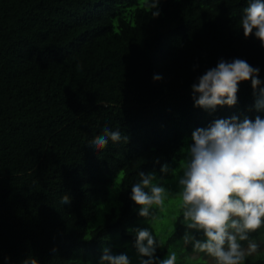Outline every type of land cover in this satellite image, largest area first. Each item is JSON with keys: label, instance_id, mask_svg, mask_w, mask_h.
<instances>
[{"label": "trees", "instance_id": "16d2710c", "mask_svg": "<svg viewBox=\"0 0 264 264\" xmlns=\"http://www.w3.org/2000/svg\"><path fill=\"white\" fill-rule=\"evenodd\" d=\"M149 2L0 0V264H99L106 247L138 264L129 229L148 222L130 198L138 173L168 181L161 166H179L195 129L264 119L250 81L213 112L194 106L191 88L222 58L258 67L264 86V47L239 24L250 0H160L158 17ZM105 124L127 140L94 150ZM174 210L155 256L204 262ZM244 264H264V252Z\"/></svg>", "mask_w": 264, "mask_h": 264}, {"label": "clouds", "instance_id": "9594fccd", "mask_svg": "<svg viewBox=\"0 0 264 264\" xmlns=\"http://www.w3.org/2000/svg\"><path fill=\"white\" fill-rule=\"evenodd\" d=\"M159 2L150 0L147 4L153 17L160 15ZM239 24L245 38L254 35L264 47V0H250ZM259 72L258 67L246 60L220 59L191 86L194 106L209 112L217 106L232 107L237 104L239 83L250 81L256 98L254 107L258 112L264 111V86ZM153 80L160 81L162 76L154 75ZM121 139L127 137L105 124L90 145L101 150L109 141L118 143ZM191 139L193 143L186 148L176 169H170L168 164L161 166L162 173L171 172L176 180L177 192L165 186L168 182L163 176L157 178L154 172L141 171L139 181L131 186L130 198L139 206L138 215L151 225L158 218L155 210L165 211V201L178 197L180 222L185 227L181 238L184 245L190 244L194 252L212 257L214 264H244L247 257L260 250L250 233L264 226V119L259 115L254 120L235 115L216 119L207 127L195 129ZM60 203L70 204L71 198L65 194ZM129 231L135 234L138 264H176L175 251L167 253L164 259L155 256L161 244L153 229ZM194 232L202 238H197ZM243 242H247L246 247ZM99 264H132V261L126 254L114 255L106 247Z\"/></svg>", "mask_w": 264, "mask_h": 264}, {"label": "rangeland", "instance_id": "374dc122", "mask_svg": "<svg viewBox=\"0 0 264 264\" xmlns=\"http://www.w3.org/2000/svg\"><path fill=\"white\" fill-rule=\"evenodd\" d=\"M185 150L186 149L182 150L183 154L181 153L182 154L181 159H183L185 156ZM177 167L178 166L176 165L171 169H176ZM167 182L168 183L165 186L168 187L173 193L178 191L176 180L172 176L169 178ZM180 203L181 201L179 200L178 197L165 201V211L160 213V217L157 218L154 222H152L151 225L148 222H146L147 223L146 228L149 229L150 231L153 229L154 234H156L158 232L163 231L165 228H171L172 226H174L175 215L177 214L176 210L174 209L177 208L180 205ZM252 240H254L256 243L260 245V250L258 253L264 252V234H262L261 237ZM244 245L246 247L247 242L244 243ZM197 253L198 252H193L192 255H198ZM203 257H204V262L199 264H214V259L212 257H209L206 254H204Z\"/></svg>", "mask_w": 264, "mask_h": 264}]
</instances>
